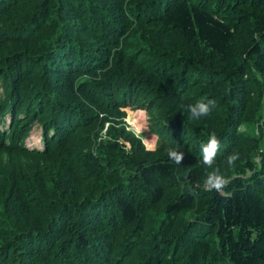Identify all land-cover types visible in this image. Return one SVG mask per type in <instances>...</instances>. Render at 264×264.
I'll list each match as a JSON object with an SVG mask.
<instances>
[{
	"label": "trees",
	"instance_id": "16d2710c",
	"mask_svg": "<svg viewBox=\"0 0 264 264\" xmlns=\"http://www.w3.org/2000/svg\"><path fill=\"white\" fill-rule=\"evenodd\" d=\"M2 155L0 264H264V0H0Z\"/></svg>",
	"mask_w": 264,
	"mask_h": 264
},
{
	"label": "rangeland",
	"instance_id": "374dc122",
	"mask_svg": "<svg viewBox=\"0 0 264 264\" xmlns=\"http://www.w3.org/2000/svg\"><path fill=\"white\" fill-rule=\"evenodd\" d=\"M126 116L124 118V127L127 132L132 133L135 137L140 139L145 146L146 151L154 152L157 154L159 150L162 149L160 136L154 132L151 128V121L149 119L148 112L142 108L137 106H131L129 108L123 109ZM109 126V125H108ZM245 126L242 127V130H246ZM41 127L36 123L34 128L32 129L30 136L26 139L27 146L30 149H42L43 143L41 140ZM127 148L130 149V145L127 144ZM7 160L6 155L0 156V160ZM157 218L156 222L158 223L163 215H155Z\"/></svg>",
	"mask_w": 264,
	"mask_h": 264
},
{
	"label": "clouds",
	"instance_id": "9594fccd",
	"mask_svg": "<svg viewBox=\"0 0 264 264\" xmlns=\"http://www.w3.org/2000/svg\"><path fill=\"white\" fill-rule=\"evenodd\" d=\"M215 106V101H210L209 103L197 102L194 105L189 106V111L193 117L207 116L211 110V107ZM219 148V141L216 134L213 132L208 140V142L202 145L203 152V163L208 167H211ZM168 156L176 164H179L183 160V153L178 152L173 148L168 149ZM238 159L235 154H230L227 157V162L229 165L234 164ZM229 180L223 175L219 174V169L212 171L207 174V178L204 181V187L207 190L215 189L221 191L227 184Z\"/></svg>",
	"mask_w": 264,
	"mask_h": 264
}]
</instances>
